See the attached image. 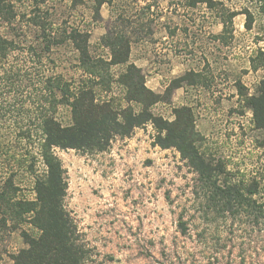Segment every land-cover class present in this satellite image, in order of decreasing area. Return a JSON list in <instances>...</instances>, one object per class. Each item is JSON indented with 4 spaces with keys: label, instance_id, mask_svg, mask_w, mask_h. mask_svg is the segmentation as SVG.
Here are the masks:
<instances>
[{
    "label": "rangeland",
    "instance_id": "obj_1",
    "mask_svg": "<svg viewBox=\"0 0 264 264\" xmlns=\"http://www.w3.org/2000/svg\"><path fill=\"white\" fill-rule=\"evenodd\" d=\"M5 3L13 15L8 19L0 10V38L19 45L5 59L0 56V264H13V257L28 249L27 237L41 233L34 212L16 218L6 206L9 200L37 204L36 183L47 171L39 136L29 141L18 133L28 127L37 132L38 121L31 123L28 115L36 117L45 109L63 126L73 124L69 105L52 110L44 102L51 95L42 74L67 82L72 94L91 88L95 105L110 103L120 114L142 109L120 85L121 67L104 65L103 86L83 71L82 56L70 40L45 51L42 28L29 23L35 14L57 39L72 31L88 34L93 60L109 62L111 52L102 40L120 33L132 43L131 61L146 72L160 74L176 63L192 71L181 88L169 92L171 84L157 80L152 92L161 100L151 112L172 122L177 109H188L196 147L208 161L223 166L221 179L256 181L257 198L264 195V131L249 105L264 79V57L255 47L264 37V0H217L212 10L204 5L184 13L178 9L165 20L148 18L145 0ZM167 36L173 42L172 59L162 52ZM6 71L14 76L9 79ZM54 95L62 99L56 88ZM157 133L148 123L129 137L116 136L105 151L55 149L67 182L63 204L86 251V264H264L262 227L244 215L222 216L208 209L198 175L176 149L156 144Z\"/></svg>",
    "mask_w": 264,
    "mask_h": 264
},
{
    "label": "trees",
    "instance_id": "obj_2",
    "mask_svg": "<svg viewBox=\"0 0 264 264\" xmlns=\"http://www.w3.org/2000/svg\"><path fill=\"white\" fill-rule=\"evenodd\" d=\"M198 3H206L210 8L215 5L214 0H189L188 6L195 7ZM0 10L8 19L12 18L13 9L5 3V0H0ZM29 23L42 28L45 51L50 50L53 45L61 44L64 40H70L82 56L81 68L93 80H98L96 82L99 85H103V77L106 71L108 72L104 65L107 67L125 65L119 83L125 88L128 100L142 105V109L135 112L129 108L120 114L110 103L95 105L91 88L83 86L79 93L72 94L67 82L55 76L48 78L42 74V78L46 79L45 90L51 95L43 99L44 102L52 105V110H55L60 103L69 105L72 109L73 124L63 126L45 109L36 117L28 115V121L31 123L34 122V118L38 121L37 132L31 131L28 127L18 133L20 138L29 141L39 136L40 154L47 171L36 183L37 204L30 206L31 204L25 202L6 201V206L11 207L16 218L34 212L33 223L41 232L38 237H27L28 249L15 255L13 264H86V251L63 204L67 182L65 170L55 154V149L105 151L116 136L129 137L136 128L144 127L148 123H152L158 132L156 144L162 149H176L198 175L202 197L207 201L208 209L222 216L244 215L253 219L264 230V195L257 198L260 193L259 184L256 181L232 182L221 179L225 172L223 166L208 161L196 147L193 140L194 130L187 126L186 121L190 118L189 121L193 123L189 110L177 109L176 118L172 122L151 112V106L161 98L154 96V93L147 88L141 71L134 64H128L131 52V41L128 37L116 33L114 36L107 35L103 38V46L111 52V60L107 62L103 59L90 58L87 48L88 34L72 31L64 39H57L47 33L46 24L41 21L38 14H35ZM226 30L227 26L224 24V32ZM17 45L19 44L16 41L0 38L1 58L5 59L9 51L18 50ZM30 50L33 52L34 48ZM259 53L263 58L264 53L262 51ZM35 57L41 58L37 54ZM21 72L23 74L24 71ZM5 73L9 79L14 76V74L8 76V71ZM180 81H173L167 91L178 88ZM110 83L105 88H110ZM54 88L61 91V100L56 99ZM152 98L154 101H149ZM249 105L253 109L256 126L264 131V79L261 81L258 95L250 100ZM261 146L264 151V139ZM182 228L186 230L184 223Z\"/></svg>",
    "mask_w": 264,
    "mask_h": 264
},
{
    "label": "crops",
    "instance_id": "obj_3",
    "mask_svg": "<svg viewBox=\"0 0 264 264\" xmlns=\"http://www.w3.org/2000/svg\"><path fill=\"white\" fill-rule=\"evenodd\" d=\"M188 1L189 0H155L153 2L151 0H145V4L146 5L148 4L147 5L148 6L147 9L149 11L148 12V18H151V19L154 18V19H159V20H165L166 18L170 19L172 16L175 17V15L173 13L179 14L180 11H182L181 13H184L185 10H187V9L195 11V10H197V8L199 6H203V5L207 6L206 3H198L195 7H190V6H188ZM216 1L217 0H214V3ZM104 4H105V1H103L102 5H104ZM173 8H176L175 9L176 11H174ZM207 8L212 10V8H210L209 6H207ZM155 9H158L159 11L155 12L154 11ZM178 9H180V11H177ZM133 17L137 18L136 15L132 14L131 18H133ZM244 25L246 26L247 31H252V26L250 27L247 22H245ZM244 25H243V27H244ZM170 36L171 37H175V35H170ZM163 40L166 41V42L168 41V42L166 43V47H164L162 52L166 53V55L168 56V59H172V56H170V55L173 52V50H172L173 49V42L172 43L169 42V37L168 36L164 37ZM214 43H216V42L214 41ZM256 46L258 47V49H257L258 52H259V50H262V52L264 51V49H263L264 47H262V46H264V37H261V39L258 40V43L255 45V47ZM250 49H252V51H254L253 47L250 48ZM132 50L133 49H132V45H131V52H130V58H129V63L128 64H134L141 71V74L144 76L147 88L150 89L153 92L155 90V87H157L156 86V83H157L156 81L157 80L168 81V83L171 84L175 80H179V79L183 80L184 76H186L187 74L192 72V71H188V73H187L183 69L184 66H180L177 63L175 65H173V66H170V64H167V65H169V67L164 69L165 72H163V73L160 72V74L159 73L152 74V70L151 69H150V71L146 72L144 69H142V66L138 65L137 61L136 62L131 61L132 60V52H133ZM146 53L147 52H145V54ZM160 53H161V51H160ZM145 62H146V65H144V66H148L149 63L146 60H145ZM203 64L205 65V61L203 62ZM208 64H210V62H208ZM115 67H121L122 68L121 73H120V75H121L125 71V67L126 66L125 65H116ZM193 72L195 74H199V71H193ZM181 83L182 82L180 81V84ZM149 84H151V86H149ZM179 88H181V87L179 86L176 89H179Z\"/></svg>",
    "mask_w": 264,
    "mask_h": 264
}]
</instances>
